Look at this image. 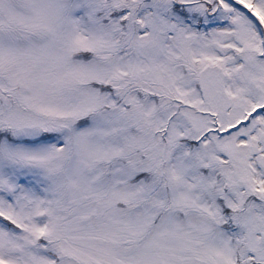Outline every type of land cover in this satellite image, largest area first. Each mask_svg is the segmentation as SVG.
I'll return each mask as SVG.
<instances>
[{"label": "snow or ice", "instance_id": "6c2138e0", "mask_svg": "<svg viewBox=\"0 0 264 264\" xmlns=\"http://www.w3.org/2000/svg\"><path fill=\"white\" fill-rule=\"evenodd\" d=\"M0 264H264V0H0Z\"/></svg>", "mask_w": 264, "mask_h": 264}]
</instances>
